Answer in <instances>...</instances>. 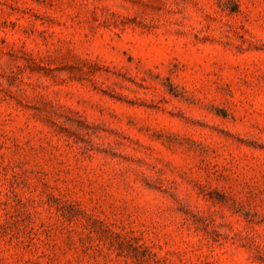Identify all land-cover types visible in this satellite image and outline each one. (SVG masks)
Wrapping results in <instances>:
<instances>
[{
    "label": "rangeland",
    "instance_id": "rangeland-1",
    "mask_svg": "<svg viewBox=\"0 0 264 264\" xmlns=\"http://www.w3.org/2000/svg\"><path fill=\"white\" fill-rule=\"evenodd\" d=\"M0 264H264V0H0Z\"/></svg>",
    "mask_w": 264,
    "mask_h": 264
}]
</instances>
